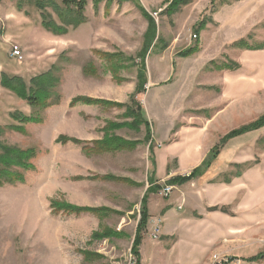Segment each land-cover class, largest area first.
<instances>
[{
	"label": "rangeland",
	"instance_id": "obj_1",
	"mask_svg": "<svg viewBox=\"0 0 264 264\" xmlns=\"http://www.w3.org/2000/svg\"><path fill=\"white\" fill-rule=\"evenodd\" d=\"M171 1L113 0L94 6L87 0L86 22L54 36L42 28V11L35 7V0H0V73L19 76L28 83L56 65L61 96L58 105L42 112L41 123L22 125L24 133H19L7 128L18 125L10 115L20 112L28 116L31 108L0 86V141L35 150L30 161L33 169L24 173L23 183L0 187V264H134L130 249L138 212L132 200L138 184L129 169L139 168L143 159L148 164L147 175L151 173V149L155 153L166 136L159 117H150L154 140L159 141L156 145L144 142L143 126L138 132L117 131L122 138L137 141L133 150L86 156L83 145L56 144L55 140L64 135L90 146L91 140L103 137L108 122L122 121L125 108L69 107V102L86 96L131 105L137 85L135 62H139L148 29L138 6L153 18L156 29L145 55L144 93L134 99L142 110L143 103L151 106L152 101L160 116V109L171 110L169 140L185 127L202 132V138L195 139L197 151L207 153L203 160L211 159L204 172L207 177L196 183L197 177L190 184L193 191L203 185V208L192 200L197 208L189 215L206 222L202 232L212 246L202 248L197 240L191 258L200 264H212L213 255L239 264H264V127L219 145L230 131L264 114V48L251 50L264 44V0H183L168 14ZM44 12L60 25L50 8ZM239 41L247 47L237 45ZM12 46L19 48L21 60L11 56ZM191 49L190 55L180 56ZM103 54L117 57L110 60ZM127 58L134 59V65ZM85 66L93 68L88 75L82 71ZM113 66H121L116 76L111 72ZM117 77L121 82L116 83ZM107 174L132 184L94 179ZM166 179L160 184L164 186ZM143 186H148L144 172ZM157 194L165 201L160 191ZM177 195L180 197L174 191L169 200ZM53 199L119 213L54 214ZM154 203L155 195L150 205ZM175 211L181 212L176 207ZM152 222L153 240L147 235L145 242L169 245L173 239H159V233L153 238V231L165 228L171 220L162 224L161 217L155 216ZM105 229L118 236L93 238L95 232ZM142 252L143 264H179L178 255L168 251L151 254L150 259L145 249ZM261 254L257 261H247Z\"/></svg>",
	"mask_w": 264,
	"mask_h": 264
},
{
	"label": "trees",
	"instance_id": "obj_2",
	"mask_svg": "<svg viewBox=\"0 0 264 264\" xmlns=\"http://www.w3.org/2000/svg\"><path fill=\"white\" fill-rule=\"evenodd\" d=\"M18 2L21 0H17ZM113 0H92L94 6L100 4L101 2L109 3ZM122 0H117L119 3ZM17 2V8H21V3ZM183 2V0H172L169 3V6L166 8V13L170 14L174 12L177 7ZM87 0H59V3H56L55 0H35V7L42 11L41 18V26L42 28L49 32L54 36H62L68 33L69 28H76L79 25L86 22L85 16V8H86ZM141 10L142 15L147 19L148 29L145 34V42L138 53L139 62L136 63L134 59L128 61L134 65V62L137 67V85L135 88V92L131 97V105L120 104L116 102H111L103 99H97L86 96H76L70 99L69 107H74L78 104L89 105V106H97L100 108L107 107H118L125 108L122 114L121 122H108L105 127L102 129L103 137L96 141H91V145L89 146V142H82L75 140L74 138H69L64 135H60L56 140V144L65 145L67 143H73L75 145H83L82 151L87 156L91 153L100 154L106 152H117V151H125V150H133L138 144L137 141L126 140L120 136H117L115 133L122 129H129L135 132L140 131L141 126L145 129L144 142L151 141V128L148 121L143 116V110L139 103L134 99L135 95L138 93L144 92V86L146 84V76H145V55L151 47L152 41L155 36V22L153 18L147 14V12L138 6ZM46 8H50L56 15L58 23H56L48 14L44 11ZM204 23L201 24V27ZM239 46L247 47V43L244 41H239L237 43ZM264 48L263 45H258L251 50H260ZM193 53V50H186L180 53V56L186 57ZM103 57L112 58L117 57V55H108L103 54ZM122 57H124L122 55ZM121 68L113 66L111 72L116 76L117 71ZM228 69L232 67H227ZM88 69H93L91 66L83 67L82 71L84 74H90ZM59 68L56 65H53L51 69L43 74L32 77L28 83H26L21 77L14 75H7L4 73H0V86L11 92L15 96L23 99L26 104L31 108V113L26 116L20 112H13L10 115V118L14 122H18V125H9L7 126L10 130H16L19 133H24L23 126L25 124H38L42 122V112L52 106H56L60 103L61 96L58 92V88L60 85L59 78ZM116 83L121 82L119 78H116ZM264 127V114L259 116L255 121L241 126L236 130L230 131L227 135L221 138L219 145L222 146L227 140L238 137L245 133L259 130ZM2 130H0V133ZM151 148V145H149ZM35 156L34 149H20L15 146H10L0 141V187L4 185H13L16 183H23L24 181V173L33 169L32 163L30 161ZM216 158V155L213 156ZM211 159L206 158L202 161V163L194 168L189 174L184 176H176L170 178L166 181L165 185L168 186H180L186 183H189L200 177L206 168L210 165ZM99 178L102 180L108 181H122L128 184H132V182L128 179L117 178L113 175H105L101 177H95L94 179ZM148 185L143 198L141 199L140 210L138 213V220L135 228L134 237L131 244L130 254L135 258L134 264L140 263V254L139 247L143 240V235L146 233L147 222H148V212H147V195L149 193H158L161 188L157 186L151 178L148 179ZM50 207L52 208V213L58 214H92L95 216H104L107 214H117L114 210H110L106 207H81L75 206L73 204L67 203L66 201L52 200L50 201ZM217 210V208H211L210 211ZM118 236V233L114 230L105 229L102 232H95L93 234V238L101 239L106 237ZM263 256L257 255L255 257L249 258L247 261L255 262L260 257Z\"/></svg>",
	"mask_w": 264,
	"mask_h": 264
},
{
	"label": "crops",
	"instance_id": "obj_3",
	"mask_svg": "<svg viewBox=\"0 0 264 264\" xmlns=\"http://www.w3.org/2000/svg\"><path fill=\"white\" fill-rule=\"evenodd\" d=\"M54 37V36H52ZM60 38V37H56ZM17 43L22 45V42L20 40H17ZM144 93V92H143ZM144 95V94H143ZM157 96V95H156ZM146 104L148 103H143V116L144 118L148 121L150 124V128L152 129V120L150 117L152 115L158 116L159 120L161 122V125L163 128L166 129V136L161 140L160 143L159 141L154 140V134H151V137H153V141L151 139L150 144H157V149L154 150L151 149V173L147 175V170H148V164L146 161L142 160V164L139 168L135 167L134 168L131 166L129 169V172H131V175H134V179L138 186L135 187L133 190L134 196H133V207L137 209V212L139 213L140 210V204H141V199L143 198V195L145 194L148 186H143V172L145 174L146 182L148 184V179L151 178V180L157 185V186H163L160 184L166 177V181L169 180L170 178L176 177V176H184L190 173L194 168L198 167L200 163H202L203 159L206 157L207 153L197 151V143H196V137L199 139L202 138L203 133H196L194 129L192 128H187L183 129V132L180 130L176 131L175 133V138H172L169 140L170 135L172 134V129L171 128V117L172 113L170 109H160V114L156 113L154 109L152 108V101H151V106L148 105V109L146 108ZM168 114L169 118L164 119L163 116ZM153 117V116H152ZM144 128V127H143ZM183 128V127H182ZM181 128V129H182ZM186 130V131H185ZM185 131V132H184ZM153 133V129L152 132ZM116 135L119 136L116 132ZM186 136V140L183 139ZM121 137V136H120ZM181 138L183 140H181ZM101 139V138H100ZM99 140V138H94V140L91 141H96ZM181 140V141H180ZM88 141V140H87ZM189 141V142H188ZM154 147V145H153ZM160 158H163V161H159ZM160 162V163H159ZM205 172V171H204ZM203 174L196 180L197 182H200L203 177H207L206 175L204 176ZM195 180V179H194ZM193 180V181H194ZM192 182V181H191ZM191 182L180 185V186H174L172 189L171 193L169 194L168 197L164 199L159 198V195L157 193H149L147 196V212L149 215L148 222H147V228H146V233L143 235V240L142 243L139 247V254H140V263L143 264V259H144V252H146V258L150 259L151 254L155 255L156 252H160L162 254L165 253V251H168V254H171V256H174L175 254L178 255L177 262L179 264H200L196 262L195 258H191V250H193L192 245L195 247L196 244L199 245V241H201V246L204 248L205 246H212V241L210 238H205L202 232V227L205 225V221L202 220L201 218L197 217L198 219H195L194 217H191L189 212L191 210H194L195 206L192 205V200H195L197 204H199V208H203V185L202 186H197L199 189H195L196 191H193L192 188L190 187ZM162 189V188H161ZM176 191L180 193V197L177 195L175 199H170L171 194ZM159 193V192H158ZM155 195L157 199V203H154L152 206L150 205L151 203V198L152 196ZM195 197V198H194ZM169 200V201H168ZM200 204L202 206H200ZM175 207L177 211H181L180 213L175 211ZM188 207V211H185V208ZM155 216L161 217L162 224L163 220L168 221L171 220V223H168L165 228H161L159 230V239H162V237L166 239L172 240V242L169 245H166L163 247L162 245L156 244L152 242V237H151V230L153 227V218ZM162 227V225H161ZM149 235V237L152 240H149L145 242V237ZM198 238V239H197ZM186 254H185V252ZM183 257V260L181 261L179 258ZM149 262V261H148ZM151 264H154L153 262ZM204 264V263H201ZM208 264V263H207Z\"/></svg>",
	"mask_w": 264,
	"mask_h": 264
},
{
	"label": "built area",
	"instance_id": "obj_4",
	"mask_svg": "<svg viewBox=\"0 0 264 264\" xmlns=\"http://www.w3.org/2000/svg\"><path fill=\"white\" fill-rule=\"evenodd\" d=\"M11 56L18 59V60H21L22 56H21V52L19 50V48L17 46H12V49H11ZM174 187L173 186H168V185H164L162 187V189L160 190V193L163 197H168L169 194L171 193L172 189ZM158 233H159V229L156 227L153 231V238H157L158 237ZM233 261L232 259L229 260V259H224V258H220L218 257L217 255H213L212 258H211V263L212 264H239V262L237 261H234V262H231Z\"/></svg>",
	"mask_w": 264,
	"mask_h": 264
}]
</instances>
